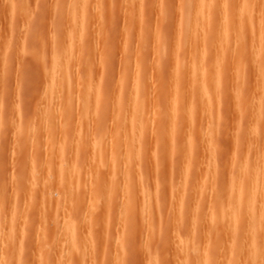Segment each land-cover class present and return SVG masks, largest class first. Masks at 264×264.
<instances>
[{
  "label": "rangeland",
  "instance_id": "374dc122",
  "mask_svg": "<svg viewBox=\"0 0 264 264\" xmlns=\"http://www.w3.org/2000/svg\"><path fill=\"white\" fill-rule=\"evenodd\" d=\"M239 1L227 0L229 12L236 13ZM220 3L217 1L213 8L212 28L218 26ZM80 4L77 0H0V264H174L175 259H181L177 236L183 235L190 241L188 256L181 261L184 264L188 258V263L194 264L202 244L203 255L217 257L218 261L209 264H229L231 243H240L241 236L234 224L230 233L231 225L211 218L215 196L223 200L221 205L232 202L227 192L237 159L241 163L240 154L244 157L240 165H245L244 159L250 155L251 163L255 153L258 158H253L264 163V157H259L261 152L264 155V79L259 82L257 78L252 32L244 35L247 71L242 81L239 78L242 94L236 98L232 89L238 70L232 37H222L229 39L225 43L230 47L226 50L223 42V52L229 53L220 62L216 50L209 48V40H200L208 47L204 57L209 63L208 76L213 75L214 67L221 71L223 67V75L226 73V81L220 84L226 99L213 120L215 115L208 118L200 93L194 91L197 114L195 111L193 122L188 119L190 122L185 123L190 129L196 124L190 144L184 137L188 126L178 115L187 111L191 98L183 73L187 67L184 60L189 59L192 48L186 19L194 14L196 0H84L83 6ZM262 20L257 23L260 28L257 26L256 35L261 27L264 29ZM257 36L264 43V33ZM261 42L256 45L263 49ZM65 81L68 87L60 85ZM135 89L144 98L142 108ZM175 94L180 96L178 115L173 109L174 99H169ZM259 108H263L262 114ZM135 115L147 119L143 122ZM137 118L141 119L138 126ZM138 139L140 144L133 142ZM256 149H262L260 154ZM126 152L131 153L129 158ZM132 154L139 158L138 166ZM256 160L252 164H259ZM128 174L135 190L132 198L125 187ZM144 188L148 189L144 193H150L145 197ZM175 193L186 199L188 207L179 205L180 197L177 205L172 204ZM128 196L133 202L140 196L144 199L134 208L128 198L133 210L127 212ZM147 199L151 204L145 203ZM150 205L152 208L147 207ZM256 239L261 242L259 252L250 259L264 264V226Z\"/></svg>",
  "mask_w": 264,
  "mask_h": 264
},
{
  "label": "bare ground",
  "instance_id": "6f19581e",
  "mask_svg": "<svg viewBox=\"0 0 264 264\" xmlns=\"http://www.w3.org/2000/svg\"><path fill=\"white\" fill-rule=\"evenodd\" d=\"M78 1V3L80 2L81 4H80V6H83V4H82V2L84 1V0H77ZM217 1H221V3H220V5L218 6L219 7V9H220V11H221V13H220V16L217 18V25L218 26H220L219 27V29H218V26H215V27H211L210 25V23H212V15H213V8L215 7V5H216V2ZM86 2V1H85ZM239 5H238V7H237V11H236V13H233V12H229V10H230V7L231 6H229L228 4H227V0H196V4H195V8H194V14L193 15H189L188 17H187V19H186V26H187V28L189 29V34H190V39H189V41L191 42V45H192V48L190 49V54H189V59H186V60H184L185 62H186V64H187V67H186V70H185V72L183 73V76H184V74L186 75L185 76V80H188V81H186V82H188L187 84H188V86H186L187 87V89L189 88V91H190V95H189V98H190V100H188L189 102H187L188 103V109H187V111H183L184 113H182L181 115H178L177 114V112H180V103H179V101H180V96H176V94L173 96V97H171L172 95H170L169 96V99L170 98H172V99H174L173 100V109H174V112L176 113V115H178V116H181V119L182 120H185L183 123L185 124V123H187L188 121L190 122V120H188V119H191V121L193 122L194 120H195V115L197 114V109H196V107H197V100L195 99V95H194V91H197V93L199 92L200 93V95H201V103H202V105H203V107L207 110V112L208 113H206V114H209V116L208 115H206V114H204V115H206L205 117H206V119H208L209 117H211V115H215V113H218L219 112V108H220V105H221V102H222V100L223 99H226V95H225V92L221 89V86H220V84L226 79V73L224 74L225 75V77H224V75H223V67L221 68L222 69V71L220 70V66L218 67L219 68V70H217L215 67L212 69L213 70V75L212 76H208V74H209V71H210V69H209V63L208 62H206V60L204 59V57H205V55L207 54V48H205L206 46H204L203 44L201 45V43L203 42V41H208V42H210V45L212 46H210L209 48H213L214 50H216V52H217V56H216V60L218 61V62H220L219 61V59L220 58H222V59H224L225 57H226V54H228L229 53V51H228V53L225 51V53L223 52L224 50V45H223V47H222V44H223V42L225 43H229V39H227L228 41H224V40H222V37H223V35H226L225 37L227 38V36L230 38V37H232V38H230V40H233V47L232 48H234V50H236V52H235V56L237 57V59H236V61H235V66L237 67V69H236V71L238 70V72H237V77L236 78H238V79H234L233 81L236 83L235 85H236V87L238 86V83H241V81H242V77H244V76H246L245 75V72L247 71H245V68H246V65H247V61H246V59L244 58V56H243V53H244V48L246 47V46H244L243 47V43L244 42H246V39H244V35H246V32H249V33H251L252 32V34H251V36H252V42H251V47L254 45V50H252L253 52L255 51V57H256V60H257V63H258V68H257V72H258V75H259V77H262L263 75V71H264V48L262 49V47L261 46H257L256 44H257V42H261L262 40H259V37L257 36V35H261L262 33H264V29H262L263 27H261V29H262V31H261V29L259 30L260 32H259V34H257L256 35V32H257V30L256 29H258L257 28V26H259L260 24L258 23V22H263V20L262 19H264V0H240L239 1ZM217 6V5H216ZM80 8V7H79ZM82 9H84V8H82ZM86 10V9H85ZM84 11V10H83ZM229 12V13H228ZM78 22V21H77ZM259 25H258V24ZM210 24V25H209ZM261 24H263V23H261ZM209 25V26H208ZM206 27V28H205ZM259 28H260V26H259ZM251 31V32H250ZM82 32V31H81ZM207 33V35H205L206 33ZM258 33V32H257ZM75 34V33H74ZM76 35V34H75ZM258 37L257 39L259 40V41H257L256 42V36ZM251 36H250V38H251ZM263 36V35H262ZM203 37L204 38H207L206 40H202L203 39ZM202 38V39H201ZM226 38H225V40H226ZM246 38V37H245ZM262 38V37H261ZM263 39V38H262ZM202 42H201V41ZM243 40H245V41H243ZM199 41V42H198ZM201 42V43H200ZM263 42H264V40H263ZM73 43V42H72ZM225 43V49L227 50V49H229V47L230 46H227L226 47V44ZM255 43V44H254ZM262 43V42H261ZM205 44V43H204ZM209 44V43H208ZM245 44V43H244ZM262 44H264V43H262ZM261 44V45H262ZM246 45V44H245ZM256 45V46H255ZM259 45H260V43H259ZM262 46H264V45H262ZM255 47H256V49H255ZM259 47H261L260 49H259ZM222 48V49H221ZM253 48V47H252ZM243 49V50H242ZM258 49V50H257ZM230 50H231V48H230ZM213 51V50H212ZM52 55V54H51ZM55 56V55H54ZM53 56V58L52 59H54V61L56 60V57H54ZM215 58V57H214ZM227 58V57H226ZM59 59V58H58ZM177 60V59H176ZM217 61H215V62H217ZM222 61V60H221ZM217 62V63H218ZM57 63H58V61H57ZM63 64V63H62ZM217 65V64H216ZM48 65H46V67H47ZM61 66V65H60ZM55 67V66H54ZM65 67V66H64ZM63 67V68H64ZM47 70H48V68H46ZM50 69V68H49ZM50 70H52V69H50ZM55 71V70H54ZM183 71V70H182ZM256 72V73H257ZM45 73H48V71H46ZM61 73V72H60ZM255 73V74H256ZM53 74V73H52ZM63 74H64V72H63ZM178 74V73H177ZM234 74H236L235 72H234ZM260 74L262 75V76H260ZM257 75V74H256ZM255 75V76H256ZM258 75H257V78H258V80H260L259 82H261L263 79H264V76H263V78H259L258 77ZM63 76V75H62ZM181 76H182V74H181ZM178 77V76H177ZM223 77H224V79H223ZM234 77V76H233ZM55 78H56V76H55ZM69 78V77H68ZM67 78V79H68ZM239 78L241 79V81L239 80ZM245 78V77H244ZM243 78V79H244ZM247 78V77H246ZM257 78H255V79H257ZM67 79H66V81H67ZM137 79V78H136ZM239 80V81H238ZM245 80V82H246V79H244ZM243 80V81H244ZM65 81V83H63L64 85H62L61 84V82H60V85L63 87H65V86H67L68 84H66L67 82ZM73 81V80H72ZM226 81V80H225ZM238 81V82H237ZM264 82V81H263ZM262 82V83H263ZM47 83H48V81H47ZM51 83V82H50ZM50 83H48V84H50ZM177 83V82H176ZM247 83V82H246ZM178 84V83H177ZM183 85V84H182ZM134 86V85H133ZM234 86V85H233ZM241 86H243V85H241ZM245 86V85H244ZM68 87V86H67ZM135 87H137V86H135ZM236 87H234V89H232V93L234 94V96H235V98H236V95L238 96V97H240V89H239V87L240 86H238L237 88ZM49 88V87H48ZM50 88H51V86H50ZM58 88V87H57ZM61 88V87H60ZM262 88H264V87H262ZM259 89V88H258ZM257 89V90H258ZM261 89V88H260ZM63 89H61V91H62ZM176 90V89H175ZM257 90H256V92H257ZM60 91V90H59ZM60 91V92H61ZM64 91H65V89H64ZM234 91V92H233ZM239 91V92H238ZM261 90H259V92H260ZM251 92H253V89H252V91ZM57 93H58V90H57ZM62 93H63V91H62ZM147 92H145L144 91V96H145V94H146ZM232 93H231V95H232ZM238 93V94H237ZM246 93V92H245ZM59 95L61 94V93H58ZM242 94V93H241ZM244 94V93H243ZM247 94V93H246ZM257 94H259V93H257ZM57 95V94H56ZM135 95H136V98H137V96H138V99H137V101H138V105H139V107L140 108H142V106H143V102H144V98H142L141 97V95H138V90L137 89H135ZM229 95V97H231L232 98V96L230 95V93L228 94ZM228 95H227V100L229 101L231 98H229L228 97ZM243 96V95H242ZM264 96V95H263ZM133 97V96H132ZM135 97V96H134ZM225 97V98H224ZM58 98H59V96H58ZM234 98V99H235ZM135 99V98H134ZM140 99V100H139ZM168 99V100H169ZM233 99V98H232ZM238 99V98H237ZM46 100V99H45ZM59 101H60V99H58ZM168 100H167V102H168ZM241 100H243V99H241ZM260 100V99H259ZM48 101H49V99H48ZM170 101V100H169ZM233 101V100H232ZM46 102V101H45ZM171 102V101H170ZM52 103V102H51ZM61 103V102H60ZM172 103V102H171ZM186 103V104H187ZM200 103V104H201ZM234 103H235V101H234ZM65 104V103H64ZM259 104V103H258ZM260 104H261V102H260ZM135 105V104H134ZM256 105V104H255ZM58 106V105H57ZM186 106V105H185ZM201 106V105H200ZM262 106H264V105H262ZM48 107V106H47ZM59 107V106H58ZM131 108H132V106H130ZM170 107V106H169ZM202 107V108H203ZM187 108V107H186ZM44 109V108H43ZM49 109V108H48ZM171 109V108H170ZM244 109V108H243ZM260 109V108H259ZM263 108H261L260 109V111L262 110ZM59 110V109H58ZM129 110V109H128ZM127 110V111H128ZM131 110V109H130ZM129 110V111H130ZM184 110H185V108H184ZM204 110V109H203ZM206 110L205 111H203L204 113L206 112ZM155 111V110H154ZM171 111V110H170ZM195 111H196V114H195ZM238 111V110H237ZM257 111V110H256ZM56 112V111H55ZM126 112V111H125ZM132 112H133V110H132ZM132 112H130L129 114H132ZM138 112V111H137ZM141 112H142V110H141ZM199 112V111H198ZM240 112V111H239ZM70 113V112H69ZM171 113V112H170ZM222 113V112H221ZM248 113V112H247ZM247 113H246V115H247ZM261 114H262V111L260 112ZM57 114V113H56ZM128 114V113H127ZM136 114H140V112H138V113H136ZM142 114V113H141ZM171 114H173V113H171ZM258 114V113H257ZM260 114V116H262ZM264 114V113H263ZM86 115V114H85ZM125 115V114H124ZM203 115V114H202ZM219 115V114H218ZM130 116H132V115H130ZM135 116H137V117H140V116H138V115H135ZM193 116H194V120H193ZM207 116H208V118H207ZM237 116H239V114L237 115ZM81 117V116H80ZM87 117V116H86ZM141 117H142V115H141ZM140 117V118H141ZM214 117V118H213ZM215 117H216V115L215 116H212V118H213V120H216L215 119ZM217 117H221V116H217ZM55 118H57V117H55ZM143 118V117H142ZM172 118H174V117H172ZM180 118V117H179ZM204 118V117H203ZM211 118V119H212ZM254 118H255V116H254ZM130 119V118H129ZM138 119V118H137ZM137 119H135V121L137 122V126H138V124L140 123L139 121L141 120V119H138V121H137ZM144 119L145 118H143L142 119V121L144 122ZM147 119V118H146ZM145 119V120H146ZM210 119V118H209ZM41 120V119H40ZM75 120V119H74ZM131 120V119H130ZM186 120H188L187 122H186ZM212 120V121H213ZM253 120H255V119H253ZM257 120V119H256ZM256 120H255V122H256ZM260 120H262L261 118H260ZM259 120V121H260ZM57 121V120H56ZM55 121V122H56ZM129 121V120H128ZM133 120H131V122H132ZM148 121V120H147ZM166 121H168V119L166 120ZM211 121V120H210ZM211 121V122H212ZM258 121V120H257ZM258 121V122H259ZM136 122H135V124H136ZM139 122V123H138ZM173 122V121H172ZM171 122V123H172ZM214 123H215V121H213ZM253 122V121H252ZM255 122H254V126H255ZM128 123V122H127ZM142 123V122H141ZM176 123V122H175ZM57 124V123H56ZM79 124V123H78ZM132 124V123H131ZM193 124V123H192ZM208 124H210L209 123V120H208ZM218 124V123H217ZM257 124V123H256ZM169 125V124H168ZM194 125V124H193ZM193 125H191V126H193ZM196 125V124H195ZM195 125L192 127V129H190L191 127L189 126V124H185L184 126H188V128H185V130H184V137L186 138V140H187V142L188 143H190V144H192V137L194 136H192L191 134H194L195 132V129H194V127H195ZM77 126V125H76ZM75 126V127H76ZM80 126V125H79ZM129 126V125H128ZM136 126V127H137ZM140 126V125H139ZM144 126V125H143ZM148 126V125H147ZM146 126V128H148ZM210 127L212 126V124L211 125H209ZM238 126V125H237ZM252 126H253V124H252ZM54 127V126H53ZM259 127V126H258ZM40 128H41V126H40ZM215 128V127H214ZM51 129V128H50ZM173 129V128H172ZM210 129V128H209ZM249 129V128H248ZM253 129H254V127H252V129H250V132H254L253 131ZM53 130V129H52ZM193 130V131H192ZM207 130V129H206ZM237 130V129H236ZM246 130V129H245ZM210 131V130H209ZM242 131H244V130H242ZM134 132V131H133ZM136 132H138V131H136ZM135 132V133H136ZM207 132H208V130H207ZM53 133H55V132H53ZM123 133V132H122ZM168 134V133H167ZM237 134V133H236ZM50 135H51V133H50ZM78 135V134H77ZM123 135V134H122ZM144 135V134H143ZM196 135H197V133H196ZM209 135V134H208ZM248 135V134H247ZM137 136H138V134H137ZM169 136V135H168ZM206 136V135H205ZM86 137V136H85ZM135 137V136H134ZM49 138V137H48ZM143 138V137H142ZM184 138V139H185ZM242 139H244V138H242ZM255 139H256V137H255ZM258 139V138H257ZM257 139H256V141H257ZM130 140V139H129ZM128 140V141H129ZM133 140V139H132ZM154 140V139H153ZM194 140V139H193ZM250 140V139H249ZM137 141H139V139L138 140H134L133 142L135 143L136 142V144H140V143H138ZM52 142V141H51ZM79 142V141H78ZM140 142V141H139ZM157 142V141H156ZM207 142V141H206ZM215 142V141H214ZM254 142V141H253ZM127 143V142H126ZM142 143V142H141ZM77 144V143H76ZM80 144V143H79ZM208 144H210V143H208ZM264 144V143H263ZM188 145V144H187ZM240 145H242L241 143H240ZM125 146V145H124ZM256 146V145H255ZM49 147V146H48ZM77 147V146H76ZM139 147V148H138ZM188 147V146H187ZM190 147V146H189ZM240 147V146H239ZM210 148V147H209ZM240 148H242V147H240ZM256 148H257V146H256ZM129 149V148H128ZM137 149L139 150L140 149V146H138L137 145ZM207 149V148H206ZM258 149V148H257ZM256 149V150H257ZM74 150V149H73ZM138 150H136V151H138ZM187 150H189V149H187ZM244 150H245V148H244ZM260 151H262V149H259ZM81 151V150H80ZM122 151V150H121ZM127 151V150H126ZM128 151H130V149L128 150ZM211 151H212V149H211ZM238 151L240 152V150L238 149ZM255 151V150H254ZM260 151H255V152H258L259 154H260ZM104 152V151H103ZM139 152V151H138ZM141 152V151H140ZM264 152V151H263ZM47 153V152H46ZM49 153V152H48ZM127 153V152H126ZM129 153V152H128ZM127 153V154H128ZM212 153H213V151H212ZM211 153V154H212ZM248 153V152H247ZM119 154V153H118ZM126 154V155H127ZM130 155H131V153H129ZM127 155V157L129 156L130 157V155ZM138 153H136V155H137ZM48 155V154H47ZM77 155V154H76ZM101 155V154H100ZM132 155H135V154H132ZM135 155V158L133 157L132 159H134V165L136 164L137 166L139 165V163L137 164V161H138V159L139 158H137L136 159V156ZM240 155H242V154H240ZM238 156V158H241V163H239L240 161V159H237L238 160V162H237V160H236V162L237 163H239V164H237L236 162V164H235V166L236 167H232L233 168V174H232V177H231V188H230V191H228L227 190V188H226V190L228 191L227 192V195H229V193H230V195H231V197L232 198H234L235 199V201L233 202V200H232V198H231V203H228V204H225V205H221L219 202H221V203H223V200H218V197H217V195L215 196V198L217 199V201H216V203L214 202H211V203H213L214 204V206H212V210H211V218H213V219H216V221H218V222H216V223H219L220 221L219 220H221L222 222V225H223V223H224V225H231V224H234V226H235V228H236V231L237 232H240V236H241V241H240V243H236V242H234L233 241V243H231L232 245H231V249L229 250L230 251V253L229 254H231L232 255V259L228 262L229 264H258V261H257V263L255 262V261H253V259L251 260L250 258L252 257V258H254L255 259V257H253V256H255V255H257V253L259 252V250H258V246L259 245H261V242L259 243V241H257V239H256V236H257V234L259 233V232H261V229H262V227L264 226V163H262V161H260V163H262V164H260L259 163V161H258V159L256 160V159H254L253 157L256 155V153H255V155H253L252 156V162L251 163H249V161L251 160V155H250V157H246L244 160H246L245 161V165H240V164H244V161L242 160L244 157H242V156ZM244 155V154H243ZM248 155V154H247ZM258 155V154H257ZM255 156V157H257L258 158V156ZM262 152H261V154H260V156L259 157H261L260 158V160L262 159V157H264V155H262ZM92 157V156H91ZM98 157V156H97ZM118 157V156H117ZM128 157V158H129ZM140 157V156H139ZM76 158V157H75ZM89 158V157H88ZM250 158V159H249ZM95 159V158H94ZM132 159H130V161L129 162H131V160ZM76 160V159H75ZM104 160V159H103ZM135 160H136V162H135ZM211 160V159H210ZM247 160H248V163H247ZM254 160H256V163H259V164H252L253 162H254ZM126 161V160H125ZM128 161V160H127ZM139 162V161H138ZM247 163V164H246ZM46 164H48V163H46ZM131 164V163H130ZM102 165V164H101ZM127 165H129V163L127 164ZM141 165V164H140ZM211 165V164H210ZM52 166V165H51ZM131 166V165H130ZM133 166V165H132ZM131 166V167H132ZM130 167V168H131ZM139 167H141V166H139ZM128 168V167H127ZM134 168L137 170V172L139 171L140 173H141V169H139L138 170V167H136V166H134ZM134 168H133V170H132V168L130 169V170H132V171H134ZM211 168H212V166H211ZM67 169V168H66ZM84 169V168H83ZM68 170V169H67ZM86 170V169H85ZM48 171V170H47ZM62 171V170H61ZM87 171V170H86ZM211 171H213V168L211 169ZM215 171L216 172H218L217 171V168L215 167ZM232 171V170H231ZM84 172V171H83ZM126 172H127V170H126ZM136 172V173H137ZM128 173V172H127ZM127 173H126V176H127ZM129 173H130V171H129ZM212 173H215V172H211V174ZM133 174V173H132ZM53 175V174H52ZM129 176V181H128V183H126V188L128 187L129 189H126L125 187V189L126 190H128V192H129V195H131V198L133 197V195L134 194H132V193H134L135 192V190H134V192H133V189H131L132 188V177L130 178V176H132V175H130V174H128ZM139 175V173L136 175L135 174V177L137 178V176ZM212 175H216V174H212ZM48 176V175H47ZM69 176V175H68ZM76 176H78V175H76ZM90 176V175H89ZM72 177V176H71ZM83 177V176H82ZM127 177V178H128ZM58 178V177H57ZM141 178V181H143V177L141 176V177H139V179ZM146 178V177H145ZM151 178V177H150ZM76 179V178H75ZM82 179H84V177L82 178ZM90 179H91V177H90ZM131 179V180H130ZM139 179L138 180H136L137 182L139 181ZM148 180H149V178H147ZM46 180V179H45ZM77 180V179H76ZM86 180V179H85ZM146 180V179H145ZM75 181V180H74ZM135 181V180H134ZM135 181V182H136ZM73 182V181H72ZM76 182V181H75ZM75 182H73L74 184H75ZM84 182V181H83ZM82 182V183H83ZM127 182V181H126ZM137 182L136 183H134L133 185L135 186V184L137 185ZM50 183V182H49ZM143 183L145 184V181H143ZM147 183V182H146ZM225 183H226V180H225ZM79 184H81V180H79ZM87 184V183H86ZM127 184H128V186H127ZM140 184V181L138 182V185ZM143 184V185H144ZM194 184V183H193ZM229 184V183H228ZM82 185V184H81ZM84 185V184H83ZM142 185V184H141ZM141 185H139L138 186V193L140 192L141 193V191L143 190L140 186ZM148 185V184H147ZM146 185V186H147ZM50 186V185H49ZM63 186H65V185H63ZM194 187H195V185H193ZM191 187V188H193L194 189V187ZM197 186V185H196ZM66 187V186H65ZM64 187V188H65ZM139 187H140V190H139ZM144 187V186H143ZM63 188V189H64ZM146 188V187H145ZM144 188V189H145ZM147 188H149V186L147 187ZM196 188V187H195ZM66 189V188H65ZM83 189V188H82ZM134 189H136L137 190V187L136 188H134ZM126 190H125V196H127V192H126ZM186 190V189H185ZM198 190V189H197ZM196 189L195 190H193V191H197ZM46 191V190H45ZM53 191V190H52ZM66 191V190H65ZM130 191H131V193H130ZM145 191H148V189H145L143 192H142V195H144L143 197H145V196H147V195H145L146 193H148V194H150L149 192H146V193H144ZM84 192V191H83ZM187 192V191H186ZM185 192V193H186ZM198 192V191H197ZM46 193V192H45ZM66 193V192H65ZM85 193V192H84ZM137 193V192H136ZM183 193V192H182ZM184 193V194H185ZM183 194V195H184ZM189 195H192V193L190 194V193H188ZM187 194V195H188ZM194 194V193H193ZM218 194V193H217ZM225 194H226V192H225ZM73 195V194H72ZM136 196H137V194H135ZM153 195V194H152ZM174 195V194H173ZM173 195H172V197H173ZM177 194L175 193V198L176 199H174V198H171V199H173L172 200V204H175V205H177L176 204V200L178 199L179 200V197H180V194H179V197L178 196H176ZM182 195V194H181ZM182 195V196H183ZM188 195V196H189ZM195 195V194H194ZM226 195V196H227ZM46 196V195H45ZM83 196V195H82ZM135 196V197H136ZM150 196V195H149ZM148 196V198H150ZM187 196V197H188ZM220 196V195H219ZM190 197V196H189ZM83 198V197H82ZM126 198V197H125ZM128 198H130V196H128L126 199H127V201L129 202V204H128V202L126 201V205L128 204V206L126 207H124L125 208V210L127 211V212H129V210H130V212H131V210H133V207L135 208V203L136 202H140V201H142L143 202V199H141L142 197L140 196V197H138V199H136L137 201L136 202H133L132 200H131V198H130V200L132 201H130V200H128ZM153 198V197H152ZM180 198H182V197H180ZM184 198H185V196H184ZM220 198V197H219ZM49 199V198H48ZM55 199V198H54ZM28 200V199H27ZM134 200V199H133ZM139 200V201H138ZM149 199H147V201H148ZM150 200H152V199H150ZM180 200H182L181 201V203H179V205L181 204V206H184V207H188V204H187V201H186V199H184L183 200V198L182 199H180ZM227 200H228V198H227ZM145 201V200H144ZM24 202V201H23ZM47 202V201H46ZM51 202V201H50ZM82 202V201H81ZM91 202H92V200H91ZM130 202H131V205L133 206L132 208H131V206H130V208H129V205H130ZM151 202L152 201H148V202H145L146 204L147 203H149V204H151ZM171 202V201H170ZM179 202V201H178ZM177 202V203H178ZM258 202H260V203H258ZM133 203V204H132ZM144 203V204H145ZM235 205H237L239 208L241 207V210H239V209H237L236 207L233 209V205L234 204ZM66 204H67V202H66ZM92 204V203H91ZM139 204V203H138ZM137 204V205H138ZM149 204H147V205H149ZM157 204V202H155V205ZM171 204V203H170ZM171 204V205H172ZM215 204H217V205H215ZM64 205V204H63ZM155 205H153L152 204V206L154 207ZM159 205V204H158ZM210 205H212V204H210ZM257 205H259V207L257 206ZM40 206H42V205H40ZM157 206V205H156ZM172 206H174V205H172ZM171 206V207H172ZM147 207H151V205L150 206H147ZM179 207V206H178ZM190 207H191V205H190ZM211 207V206H210ZM138 209H139V206L137 207ZM152 208V207H151ZM123 209V208H122ZM138 209H136V210H138ZM147 209V208H146ZM153 209H155V208H153ZM153 209H150L149 208V210H153ZM124 210V211H125ZM188 210V209H187ZM235 210V211H234ZM237 210H239V212L237 211ZM42 211V210H41ZM122 212H123V210H122ZM122 212H121V214H122ZM152 211H150V213H151ZM238 212V213H237ZM93 213V212H92ZM91 213V214H92ZM133 213V212H132ZM136 213V212H135ZM156 213V212H155ZM41 214V213H40ZM128 214V213H127ZM148 214H149V212H148ZM152 214H154V213H152ZM156 215V214H155ZM196 215V214H195ZM88 216V215H87ZM122 216V215H121ZM124 216V215H123ZM218 218H219V220H218ZM69 219V218H68ZM87 219H90V218H87ZM124 219V218H123ZM67 220V219H66ZM149 220H150V218H149ZM5 221H6V219H5ZM72 221V220H71ZM89 221V220H88ZM212 221V220H211ZM67 222V221H66ZM10 223V222H9ZM150 223H151V221H150ZM221 223H220V227H221ZM60 224V223H59ZM89 224V223H88ZM135 224H137V223H135ZM195 224V223H194ZM10 226V225H9ZM70 226V225H69ZM229 227V226H228ZM68 228V227H67ZM222 228H224V226L222 227ZM13 229V228H12ZM73 229V228H72ZM219 229H221V228H219ZM225 229H227V227L226 228H224V230ZM230 229H232V225H231V227H229L228 228V231L230 232ZM234 229V228H233ZM232 229V230H233ZM6 230V229H5ZM64 230V229H63ZM151 230V229H150ZM260 230V231H259ZM235 231V232H236ZM79 232V231H78ZM152 232V231H151ZM222 232H224V231H222ZM227 233V235H229L230 233ZM8 233V232H7ZM233 233H234V231H233ZM11 234V233H10ZM12 234H14V232L12 233ZM73 234V233H72ZM129 234V233H128ZM224 234V233H223ZM236 234V233H235ZM238 234V233H237ZM233 235V234H232ZM185 235H183V238H181L180 236H177V247L179 248V251L178 252H180V253H178V254H180L179 255V257L181 258V259H175V263L174 264H184L183 262H181V261H183V260H185L186 258H187V256H188V243L190 242H188L187 240H184V238L185 237H188V236H185ZM224 236V235H223ZM16 237V236H15ZM34 237V236H33ZM180 237V238H179ZM225 237V236H224ZM227 237V236H226ZM225 237V238H226ZM262 237V236H261ZM12 238V237H11ZM174 238V237H173ZM193 238H194V236H193ZM195 238H196V236H195ZM201 238H203V241L205 240L204 239V237H202V234H201ZM232 238H233V236H232ZM231 238V240H233ZM260 238V237H259ZM3 239V238H2ZM72 239V238H71ZM168 239V238H167ZM199 239H200V237H199ZM219 239H220V237H219ZM222 239V238H221ZM261 239V238H260ZM66 240V239H65ZM130 240V239H129ZM173 240V239H172ZM193 240V239H192ZM229 240V239H228ZM91 241V240H90ZM176 241H174V242H176ZM199 241V240H198ZM202 240L200 239V242H201ZM69 242H71V241H69ZM172 243V242H171ZM193 243V242H192ZM192 243H191V245H192ZM218 243V242H217ZM173 244V243H172ZM199 244V243H198ZM201 244V243H200ZM74 245V244H73ZM176 245V244H175ZM174 245V246H175ZM195 245V243L193 244V246ZM203 245V248H204V244H202ZM202 245H200V246H198L197 247V249L198 248H200ZM219 245V244H218ZM262 245H263V243H262ZM172 246V245H171ZM190 246V245H189ZM217 245H215V248H216V251H218L217 250V248H219L218 246L216 247ZM230 246V245H229ZM70 247H72V246H70ZM176 247V248H177ZM173 248V247H172ZM202 248V247H201ZM200 248V249H201ZM203 248L200 250V249H198V251H199V253H198V251H197V254L199 255H197V259H196V261L194 262V264H209V263H214V262H216V260H217V257H215V256H212V257H209V256H207V255H203L202 253H204L203 252ZM69 250V249H68ZM178 250V249H177ZM170 251V250H169ZM176 251V250H175ZM175 251H174V253H175ZM148 252V251H147ZM202 252V253H201ZM74 253V252H73ZM190 253V252H189ZM148 254V253H147ZM167 254V253H166ZM177 254V253H176ZM201 254V255H200ZM220 254V253H219ZM155 255V254H154ZM153 255V256H154ZM192 255H193V253H192ZM75 256V255H74ZM153 256L151 257V259H153ZM219 256V255H218ZM221 256V255H220ZM258 256H259V254H258ZM149 257V256H148ZM179 258V257H177V256H173V258ZM190 257V256H189ZM192 257V256H191ZM222 257V256H221ZM220 257V258H221ZM247 257H249V259H246ZM260 257H261V255H260ZM47 258V257H46ZM155 258H156V255H155ZM219 258V257H218ZM158 260H159V258H157ZM191 259V258H190ZM223 259V258H222ZM259 259V258H258ZM12 260V259H11ZM70 261V260H69ZM151 260H149V262H150ZM218 261V260H217ZM219 261H221L220 259H219ZM259 261H260V259H259ZM8 262V261H7ZM153 262H155V261H153ZM153 262H150V264L151 263H153ZM174 262V261H173ZM191 262V260L189 261V258H188V260H187V264H189V263ZM222 262V261H221ZM227 262V261H226ZM226 262L224 263V264H226ZM160 263L161 264H163V262H161L160 261ZM159 262H155V264H160ZM164 264H166V262L164 263ZM216 264V263H215ZM260 264H261V262H260Z\"/></svg>",
  "mask_w": 264,
  "mask_h": 264
}]
</instances>
